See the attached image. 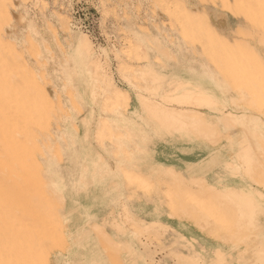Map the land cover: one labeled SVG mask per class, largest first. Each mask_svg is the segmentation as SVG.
<instances>
[{
    "label": "rangeland",
    "instance_id": "1",
    "mask_svg": "<svg viewBox=\"0 0 264 264\" xmlns=\"http://www.w3.org/2000/svg\"><path fill=\"white\" fill-rule=\"evenodd\" d=\"M2 1L0 59L10 63L8 57L13 56L7 73L10 82L6 84L21 99L17 104L8 99L7 111L13 114L22 103L35 111L38 121L28 124L27 135L21 132L18 139L29 138L39 183L55 202L63 228L65 241L49 250L47 264H264V94H257L264 88V0H228L229 12L244 22V27L231 36L219 34L209 21L217 35L230 43L227 48L217 46L219 38L206 33L197 35L191 30L188 36H183L178 29L181 8L202 17L206 11L200 6L211 7L209 0ZM220 1L213 8L222 9ZM86 40L88 57L77 51ZM175 52L187 53V62L196 65L201 70L199 74L185 71L186 66L176 61ZM88 63L99 66L96 83L92 73L87 72ZM121 65L125 68L123 72ZM105 75L111 79V86L127 93L128 107L124 102L120 106L108 104L101 85ZM21 82H34L47 99L37 95L39 91L27 90L28 85ZM178 83L186 89L200 85L215 91L211 89L214 93L207 97L186 92L187 96L179 94L186 99L175 98L172 91ZM227 92L236 97L232 99L233 106L244 112L223 109L222 96ZM142 99L146 106L142 105ZM155 103L198 113L203 107L221 109L210 121L205 115L202 117L209 129L212 126L216 129L217 141L211 146L225 138L223 132L239 134L240 150L224 171L245 181L235 190L257 188L263 199L249 194L227 199L223 206H227L224 212L228 210L229 218L225 221L215 217L211 207L204 205L202 196L186 195L180 201L184 206L193 205L188 209L196 210L202 220H209L212 227L218 228V237L199 231L192 219L173 214L170 199L176 201L178 196L171 197L168 193L170 179L162 176L161 170L152 169L147 181L138 180L134 174L129 180L124 177V170L136 173L125 144L136 138L137 130L147 128L157 137H196L192 126L183 130L164 126L162 116L159 127ZM102 124L114 137L99 135L98 127ZM111 163L116 170L110 168ZM108 174L113 179L111 191L99 193L106 198L91 199L84 209L90 213L85 220H76L73 228L65 211L68 202L78 203L76 197L71 200L69 196H82L83 202L90 186L100 185ZM187 179L192 181L185 186L193 190L203 185L194 181L206 182L204 178ZM117 180L125 195H119ZM206 185L214 191L225 187L222 183L212 186L206 182ZM133 201L149 214H134L128 204ZM100 203L107 214L95 213L100 208L94 206ZM197 203H201V213ZM203 205L210 209H204L206 214ZM69 222L73 230L67 232ZM178 226L193 233L181 232ZM207 239L219 246L208 248ZM7 259L0 242V264H14V260L6 262ZM29 261L22 259L18 264H42Z\"/></svg>",
    "mask_w": 264,
    "mask_h": 264
},
{
    "label": "bare ground",
    "instance_id": "2",
    "mask_svg": "<svg viewBox=\"0 0 264 264\" xmlns=\"http://www.w3.org/2000/svg\"><path fill=\"white\" fill-rule=\"evenodd\" d=\"M0 1V6L2 7L4 3L3 5H1L3 1ZM200 1L205 2L206 0ZM216 3L217 0H209L210 5H215ZM219 3H221L222 5V10H231V2L229 3L228 0H221ZM5 12L7 13L6 9ZM181 13L182 14L180 18H178L177 20V26L183 36H188L189 30H191L194 34L197 35L206 33L213 36V38L215 39L219 38L217 39V46L220 48H227L230 45V43L225 38L217 35V32L210 25L206 13L202 14V17H197L191 15V12L188 13L184 8H181ZM1 45L2 43L0 40V46ZM77 51L85 55V57L89 56L90 49L87 40L80 45L79 50L77 48ZM8 59L10 63L14 62L12 55H9ZM255 60L259 61L260 59L258 57H255ZM10 63H6V61L4 62L0 59V242L2 243V246L4 248L5 257L8 258L6 262L14 260V264H18V261L22 259H29L32 262L41 261L42 264H47L49 250L54 249L59 244V242L65 241L63 228L61 221L59 220L58 213L55 210V202L51 201V199L44 192L45 190L43 191V188L39 183L37 172L35 171L34 161L29 150V138H23L22 141L18 139V134L21 132L22 134L24 133L25 136L27 135L26 126L28 124L38 121L35 118V111L32 109V111L29 110L24 106L23 103L20 105L19 110L14 111L13 114L7 111L9 110V105L7 104L8 99L9 102L13 101L16 104L19 100H21L18 97L16 91L9 89V86L6 84V82H10L7 75L10 69ZM91 68L92 71H90ZM98 68L99 66L97 64H95V66L93 64H87V72L92 73L91 78L94 83L98 82ZM124 69L125 68H123V66L121 65L120 70L123 72ZM101 80L103 81V79ZM110 82L111 79H109V77L105 75V80L101 84L103 96H105V99L109 101L108 104L120 106L122 104L121 102H124L126 107H128L129 97L127 93L125 94L123 90L111 86ZM21 84H27V90L39 91L37 95H39L41 98L47 99L46 94L41 91L34 84V82H21ZM20 85H17V87L20 88ZM185 87L186 86H184L182 83H178L176 86H174L172 97L186 99L184 97V95H186V92L188 94L195 92V94H193L195 95V97H207L214 93L210 88L202 87L200 85H194L193 87L187 89ZM262 89L264 90V88ZM262 89L258 93L256 91V93L260 96L261 94H264ZM246 93L250 94V90L247 89ZM256 93L255 95H257ZM179 94L184 95L180 96ZM169 97L171 96H166V98ZM187 99L189 98L187 97ZM144 101L145 100L142 99L141 103L142 105L145 104L146 106V103H143ZM149 105L152 106L151 103H149ZM154 105L156 111L158 112L157 114L160 117V121L158 122V124L160 123L159 127L161 126L162 116V119L164 121L162 122L164 123V126L179 127L183 130L189 125L192 126V130L194 133H196L197 138L213 142L216 129L214 126H210V129H212L210 131L208 124L204 121V119H202V113L184 109L165 108L159 103H155ZM31 128L33 129V127H30V129ZM98 130L101 131L99 133L101 137H114L110 130L108 128H105L103 124L98 127ZM159 170H161L160 172L162 176L168 177L170 179L169 185L167 186L170 196H176V198L178 196V200L176 199V201H173L174 198L170 199L171 202L169 205L170 210L173 212V214L176 217L179 216L182 219H192L194 221L193 225L199 231L207 232L209 233V235L219 234L217 233L218 228L216 229L215 227H212L213 224H211L209 220L206 221V219L204 218V220H202L196 210L188 209L193 205L191 207H189L188 205L184 206V204L180 202L181 199L183 200V197L186 198V195L194 197L202 196L203 199L205 198L204 201H206V203L204 202V205L207 204L209 208L211 207V210L204 205L202 209H208L215 212V217H218L220 221H225L229 218L228 210L227 212H224V208L227 206H223V204L227 202V199H236L239 195L247 194L252 196L255 195L258 198L263 199V193L257 188L245 190L240 188V190H235V187L232 188L227 186L222 190H218L216 188L214 191L213 188L210 189L211 187H207L206 182L194 181L197 184H201L203 182V185H201V187L198 185V187H196L197 190H193L191 188L189 189L185 186V184L189 181H186L185 178H183V176H181L179 173L174 172L170 168L161 167ZM129 173L128 171L124 170V177L126 180H129V178H131L133 174V177L137 178L138 180L140 178H143L146 181L149 180V176L146 177L147 175H144V177L140 175V173L136 174L137 172L132 173L131 171H129ZM244 192L246 194H244ZM224 201L226 202L224 203ZM199 204L201 205V203ZM199 204L198 206H200ZM201 207L202 206L197 208V210H200V213ZM204 213L206 214L205 210ZM204 213H202V215H204ZM46 244H48V247H45Z\"/></svg>",
    "mask_w": 264,
    "mask_h": 264
},
{
    "label": "crops",
    "instance_id": "3",
    "mask_svg": "<svg viewBox=\"0 0 264 264\" xmlns=\"http://www.w3.org/2000/svg\"><path fill=\"white\" fill-rule=\"evenodd\" d=\"M211 7H203L206 11V15L209 17V21L212 25L215 26L218 33L223 34L222 36L227 37L231 36V34L236 31L238 28L244 27V22L240 18H236L229 11H224L222 9H216L213 7H218L215 5H209ZM223 37V38H224ZM256 40V38H255ZM257 41V40H256ZM256 49L258 50V45L255 43ZM261 49V48H260ZM259 49V50H260ZM176 53V61L180 64H184L186 67L185 71L191 73L199 72L200 69L197 68L196 65L188 63L187 53L180 54ZM182 69L180 68L179 71ZM191 70V71H189ZM200 70V71H199ZM196 74V73H195ZM189 76V75H186ZM190 77V76H189ZM197 78V77H195ZM194 78V79H195ZM206 87V86H205ZM210 88V87H207ZM213 89V88H210ZM214 90V89H213ZM215 91V90H214ZM232 99H236L234 95L230 92H227L222 96V102L224 103V110L226 112L231 113H242L244 109L238 111L235 106H233ZM221 110V109H219ZM219 110L216 111L210 110L208 108H201L200 112L205 115V117L209 119H214L218 116ZM135 111H131L134 113ZM210 121V120H209ZM228 134V138L226 135ZM136 138L132 140L131 143L126 142L125 146L129 153H131L130 158L132 163L135 165L136 172L140 173L142 176L148 175L152 169H160L162 168H170L174 172L179 173L183 178H204V180L211 184L212 186H219L222 183V187H242L245 184V181L238 180L236 178L231 177L227 172L224 171L225 165L232 161L231 159H235L234 157L240 150V142L238 133L235 131L223 132L224 139L220 140V142L216 143V134L213 138V142L205 141L201 138L199 140L209 142L208 144H204L199 142L197 137L193 138L192 136L185 138L182 136L171 137H157L155 134L151 133L149 129L142 128L141 130H137ZM230 137L233 139L230 140ZM212 143V144H211ZM211 144V145H209ZM93 145V144H92ZM110 150L113 148L109 146ZM113 150V149H112ZM235 161V160H234ZM114 162V161H113ZM110 168L116 170L115 166L111 163ZM176 170V171H175ZM179 171V172H177ZM109 177H103L100 185H91L90 190L87 195L83 196L85 200L82 202V196H76L71 194L69 199L73 200L75 197L77 198V204L68 202V209L65 211L67 213L68 219L72 221L71 225L74 228L76 220L86 219V215L89 214L85 209L90 203L89 201L98 199V198H106L104 195H100L101 191H111V185L113 184V179L110 174ZM185 176V177H184ZM185 178L186 181H191ZM118 179V178H117ZM117 188L119 195H125V192L122 188V184L120 180H117ZM250 187V186H249ZM115 191V190H114ZM81 201V202H80ZM131 206V209L134 214H141L144 216L146 212L144 211V207L139 203L133 201L132 203H128ZM95 205V204H93ZM96 208H100L97 212L98 215L107 214L104 210L105 206L100 203L98 206H94ZM83 209V210H81ZM175 218V217H174ZM163 226L162 224H159ZM67 232L73 230L70 226V222L67 224ZM181 232H186L188 234L193 233L192 230H189L187 227L178 226ZM212 237H218L219 234L210 235ZM219 239H222L219 237ZM205 245L208 248H217L219 243L207 239L205 241ZM226 250V247H223Z\"/></svg>",
    "mask_w": 264,
    "mask_h": 264
}]
</instances>
